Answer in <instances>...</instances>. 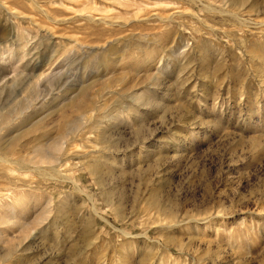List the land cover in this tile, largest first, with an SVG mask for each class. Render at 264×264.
<instances>
[{"label": "rangeland", "instance_id": "1", "mask_svg": "<svg viewBox=\"0 0 264 264\" xmlns=\"http://www.w3.org/2000/svg\"><path fill=\"white\" fill-rule=\"evenodd\" d=\"M0 115V264H264V0H0Z\"/></svg>", "mask_w": 264, "mask_h": 264}, {"label": "bare ground", "instance_id": "2", "mask_svg": "<svg viewBox=\"0 0 264 264\" xmlns=\"http://www.w3.org/2000/svg\"><path fill=\"white\" fill-rule=\"evenodd\" d=\"M114 43V42H113ZM99 46V45H98ZM9 48V47H8ZM102 48V47H101ZM90 49V48H89ZM105 57V56H104ZM102 59V58H101ZM105 60V59H103ZM110 63V62H108ZM106 64V63H105ZM50 70V69H49ZM43 74V73H42ZM55 77V73L54 72H49L47 73L43 79L46 80V83L47 81L50 82L53 78ZM33 78V77H32ZM37 79V78H36ZM42 79V80H43ZM41 80V81H42ZM34 82V81H33ZM32 82V83H33ZM49 84V83H48ZM110 84V81H107V82H104V83H101L100 86H98L96 89H94L93 91H91V89H89V91H87V87L86 88H81L79 90H77L76 92H74L73 95H62L61 96V99H60V105H58V107L56 106L55 110H62L63 108H69L73 111H76L77 114H79L82 118V123L84 124V122H88L87 120H90L91 119V115L88 114L89 110L90 109H93V108H101V106H104V102L101 103V104H97L98 100L97 98L99 97V95L102 93V91L104 89H106ZM112 84V83H111ZM35 85V84H34ZM38 86V85H37ZM44 86V85H43ZM51 86V85H50ZM111 86V85H110ZM56 87V86H55ZM73 87V86H72ZM110 88V87H109ZM39 89V88H38ZM87 89V90H86ZM64 90V89H63ZM62 91V90H61ZM56 99H53L52 100V103L51 104H58L56 103ZM23 108V107H22ZM28 109V108H27ZM43 109V108H42ZM97 110V109H96ZM20 112V111H19ZM31 113V112H30ZM97 115V114H96ZM79 116V117H80ZM98 116V115H97ZM0 118H3V115H0ZM98 117L92 119V122L91 124H94L95 122L98 121L97 119ZM86 124V123H85ZM81 126V125H80ZM83 126V125H82ZM86 131H83L82 130V133L81 135H83ZM86 134V133H85ZM11 146V145H10ZM8 148V147H7ZM56 150V149H55ZM20 197V196H19ZM22 197V196H21ZM23 199V198H22ZM32 200V199H31ZM21 201V200H19ZM23 201V200H22ZM16 203V202H15ZM21 207V206H20ZM23 207V206H22ZM13 213V212H12ZM9 248V250H11L12 247H7ZM8 254V253H7Z\"/></svg>", "mask_w": 264, "mask_h": 264}]
</instances>
